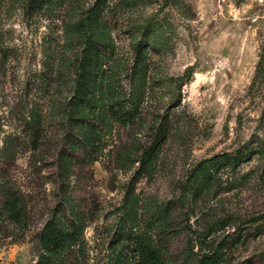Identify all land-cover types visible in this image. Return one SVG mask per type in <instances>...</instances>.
Masks as SVG:
<instances>
[{
  "label": "rangeland",
  "instance_id": "374dc122",
  "mask_svg": "<svg viewBox=\"0 0 264 264\" xmlns=\"http://www.w3.org/2000/svg\"><path fill=\"white\" fill-rule=\"evenodd\" d=\"M263 48L264 0H0V264H264Z\"/></svg>",
  "mask_w": 264,
  "mask_h": 264
},
{
  "label": "trees",
  "instance_id": "16d2710c",
  "mask_svg": "<svg viewBox=\"0 0 264 264\" xmlns=\"http://www.w3.org/2000/svg\"><path fill=\"white\" fill-rule=\"evenodd\" d=\"M259 57L260 61L264 59V48ZM140 93V91L137 92L138 95ZM33 118L36 119V116H33ZM164 132L165 130L163 125L159 123L158 130L153 136L151 146H149V151H152L163 139ZM226 164L227 160L223 159L221 156L215 155L200 161L196 167H193L189 170V175L183 181L181 194L187 191L189 202H195L196 199L200 198V196L206 194L208 188H210L213 184L217 187L221 186L220 178L217 173L219 167ZM225 183L229 184L228 182ZM137 235L138 237L142 236L145 238L147 232L141 233L138 231ZM154 254H156V252L149 247V244H147V249L143 252V254H141L138 264H148L147 259H153ZM198 255L199 258L196 260L195 264H221V259L219 258L220 256H217L215 251L210 253L209 250H206L205 252L199 253ZM152 261H156V259H153ZM159 263L162 264L161 261Z\"/></svg>",
  "mask_w": 264,
  "mask_h": 264
}]
</instances>
